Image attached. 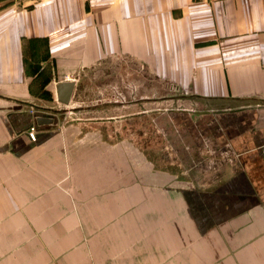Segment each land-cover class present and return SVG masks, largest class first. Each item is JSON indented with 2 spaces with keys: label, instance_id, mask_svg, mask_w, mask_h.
<instances>
[{
  "label": "crops",
  "instance_id": "0c3cea01",
  "mask_svg": "<svg viewBox=\"0 0 264 264\" xmlns=\"http://www.w3.org/2000/svg\"><path fill=\"white\" fill-rule=\"evenodd\" d=\"M28 1L0 0V264H264V0ZM123 60L171 82L166 166L127 122L51 131Z\"/></svg>",
  "mask_w": 264,
  "mask_h": 264
},
{
  "label": "rangeland",
  "instance_id": "374dc122",
  "mask_svg": "<svg viewBox=\"0 0 264 264\" xmlns=\"http://www.w3.org/2000/svg\"><path fill=\"white\" fill-rule=\"evenodd\" d=\"M19 5H29L28 0H17ZM124 61V60H123ZM125 64L118 62L117 64L108 65L104 67H96L93 69L95 75L88 79V74H93V71L83 73V80L80 85V92H85L83 97H79L78 103L81 106L100 105V112L92 113L91 110L82 109L81 111H75L72 109V105L62 106L56 109L54 114L57 117V125L54 128V133H59L61 138H66L68 130L72 131L73 124L79 121H88L95 119L101 125V132L103 135L110 137L113 135L114 138L120 136V123H128V127L134 130H128L127 135L137 139L141 142L142 147L145 149L147 154L152 157H156L160 164L166 166V159L168 158V151H171V135H167L162 130L152 129V123L159 121L161 123L168 124L170 119L167 113L171 112V98L166 96L171 95V82L155 79L160 78L162 72L158 73L153 71L152 66H136L134 63ZM116 66V67H115ZM111 68L115 71L109 75ZM149 70V71H148ZM106 72V73H105ZM105 74V75H104ZM72 75H64V77H71ZM90 76V75H89ZM77 77V76H76ZM93 78H95L93 80ZM71 79V78H69ZM143 95L150 94L148 98H144L143 113L136 115L134 107L131 108L132 104L139 100L138 96L142 91ZM104 104L109 106L104 107ZM127 105L126 107L124 105ZM141 107H138L140 109ZM34 110V109H33ZM31 111V110H30ZM91 113V114H90ZM133 113V114H128ZM126 114H128L126 116ZM122 115V116H121ZM143 118V127L135 130V120ZM80 119V120H78ZM106 124V125H105ZM132 124V126H131ZM35 127V132H38L36 126H31L28 135L30 136L31 128ZM105 127V128H104ZM40 129V128H39ZM119 129V130H118ZM112 130V131H111ZM123 134V131L122 133ZM63 135V136H62ZM31 137V136H30ZM37 137V134H36ZM35 137V138H36ZM32 139V137H31ZM57 185V183H56Z\"/></svg>",
  "mask_w": 264,
  "mask_h": 264
},
{
  "label": "water",
  "instance_id": "95a60500",
  "mask_svg": "<svg viewBox=\"0 0 264 264\" xmlns=\"http://www.w3.org/2000/svg\"><path fill=\"white\" fill-rule=\"evenodd\" d=\"M62 86H69L68 85V83H64ZM64 100V102H68V100L67 99H63ZM38 121H39V123H47V122H51L52 121V119H49V118H45V117H38V119H37Z\"/></svg>",
  "mask_w": 264,
  "mask_h": 264
},
{
  "label": "built area",
  "instance_id": "2783aa9c",
  "mask_svg": "<svg viewBox=\"0 0 264 264\" xmlns=\"http://www.w3.org/2000/svg\"><path fill=\"white\" fill-rule=\"evenodd\" d=\"M34 131H35V127H32V128H31V133H30V135H31V137H32L33 139H35Z\"/></svg>",
  "mask_w": 264,
  "mask_h": 264
},
{
  "label": "bare ground",
  "instance_id": "6f19581e",
  "mask_svg": "<svg viewBox=\"0 0 264 264\" xmlns=\"http://www.w3.org/2000/svg\"><path fill=\"white\" fill-rule=\"evenodd\" d=\"M34 134H35V137H36V133H35V131H34ZM31 136V135H30ZM33 139V138H32Z\"/></svg>",
  "mask_w": 264,
  "mask_h": 264
}]
</instances>
